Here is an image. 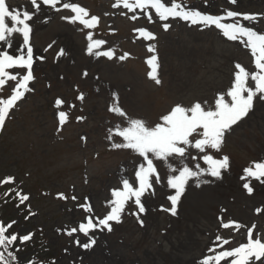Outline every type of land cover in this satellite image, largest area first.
Returning <instances> with one entry per match:
<instances>
[{
	"label": "rangeland",
	"instance_id": "rangeland-1",
	"mask_svg": "<svg viewBox=\"0 0 264 264\" xmlns=\"http://www.w3.org/2000/svg\"><path fill=\"white\" fill-rule=\"evenodd\" d=\"M6 2L13 8L27 7L32 11L28 0ZM65 2L84 7L89 12L86 19L96 16L98 24L86 28L79 22L62 20L61 16L72 15L62 9ZM114 2L61 0L60 12L42 6L29 22L33 29L30 43L35 77L29 87L34 90L18 102L0 130V180L14 178L13 184H0V222L6 225L17 221L11 232L33 233L29 242L18 245L20 264H29L30 260L34 264H53V261L55 264H199L202 258L212 254L208 250L217 235L231 241L226 248L246 242L247 228L253 223L254 237L257 233L264 235V183L249 178L247 182L254 189L249 195L242 179L246 168L264 163V100L259 97L254 99L248 115L226 134L221 151L208 150L214 158H229L228 169L222 170L223 178L204 177L213 182L200 187L190 180L178 202L177 215L159 211L161 205L170 207L167 197L174 190L167 186L164 162L154 161L161 174V184H154V195L146 193L142 197L146 207V213L141 216L143 226L128 214L134 208L129 201L121 222H110L111 232L98 229L90 232L96 239L90 249L76 244L77 239L81 244L88 242L82 233L66 234L67 230L78 228L80 222H86L89 214L78 208L86 197L94 210L92 215L103 218L110 211L107 202L113 199L112 190L122 188L121 180L125 176L130 182L134 180L140 158L130 150L112 149L107 140L110 128L117 124L126 126L124 118L109 111L116 103L113 94L130 117L142 118L154 126L176 103L187 106L196 100L212 102L217 93L227 91L235 63L254 70L249 51L238 41H227L214 26L172 21L173 27L165 32L154 10L148 12L156 22H149L139 9L135 14L140 19L132 21L121 15V11L127 10L112 7ZM186 3L214 16L232 10L264 17V0H237L235 5L229 0H206V4L205 0H186ZM242 23L264 32V23ZM136 28L151 31L157 39L138 38ZM89 33L93 40L105 41L97 51L111 49L117 57L127 52L129 58L120 61L88 55ZM16 43L19 46L20 41ZM149 44L155 45V53L148 52ZM61 49L65 52L63 56L58 55ZM152 55L158 57L159 85L148 76L151 69L146 61ZM85 70L87 77L82 75ZM9 71L26 74L23 69ZM14 86L15 82H7L0 89V98L11 95ZM79 93L84 94L83 101L76 99ZM57 99L64 101L60 108L55 106ZM59 111H65L68 117L62 127ZM77 117L84 119L77 121ZM113 140L119 142L117 137ZM190 152L197 155L195 149ZM185 163L193 170L196 163L207 168L199 158L189 157ZM11 188L30 196L25 202L27 207H16L17 201L4 195ZM58 193H64L68 199H59ZM73 195L77 197L75 201L71 199ZM257 208L261 209L259 214ZM218 217H223L225 223L235 221L243 227L239 231L224 229Z\"/></svg>",
	"mask_w": 264,
	"mask_h": 264
},
{
	"label": "snow or ice",
	"instance_id": "snow-or-ice-1",
	"mask_svg": "<svg viewBox=\"0 0 264 264\" xmlns=\"http://www.w3.org/2000/svg\"><path fill=\"white\" fill-rule=\"evenodd\" d=\"M229 3L235 5L237 0H229ZM28 4L32 11H29L27 7L13 8L6 0H0V89L9 81L15 82V86L11 88V95L7 98H0V130H3L10 112L17 107L18 102L25 98L26 93L34 90L29 87L35 79L33 75L34 51L30 43L33 29L29 22L33 21L42 6H47L56 12L61 11L58 7L61 0H28ZM112 7L117 10H127L126 12L121 11V15L132 21L140 19L135 14L139 9L147 16L149 22H156L153 15L148 12V10H154L155 17L162 22L160 27L165 32L173 27L172 21H182L192 26H214L227 41H238L249 51L254 70H247L241 63H235L233 79L227 91L217 93L212 102L196 100L187 106L176 103L166 114L159 117V122L154 126H149L142 118L130 117L118 105V96L113 94L116 103L109 108V111L124 118L126 126L121 127L117 124L114 129L110 128L107 140L111 142L112 149L130 150L140 159L134 169V180L130 182L125 176L121 180L122 188L112 190L113 199L107 202L110 211L103 218L92 215L94 210L87 203V197L85 203L78 205V208L83 209L89 215L85 217L86 222H80L78 228L73 227L67 230L66 234L73 236L74 233L79 232L88 237V242L83 244L78 239L75 241L85 250L90 249L96 243V239L89 235L90 232L97 229L111 232L113 229L110 222H121V216L125 213L129 201L132 202L134 208L128 211V214L134 216L143 226L144 221L141 216L146 213V207L142 202V197L146 193L154 195V184H161V174L154 161L164 162V167L167 169V186L174 190V194L167 197L170 207L166 208L161 205L159 211L168 212L172 216L177 215L178 202L190 180L195 181L196 187H200L213 182L204 177L222 179V170L228 169L229 158L227 156L220 159L214 158L213 155L208 154V150L220 152L226 134L248 115L253 107L254 99L259 97L260 100H264V32L253 30L242 23V21L264 23V17L232 10H227L225 15L203 14L198 9L188 7L186 0H115ZM62 9L72 13V15L61 16L62 20L69 23L79 22L86 28H93L99 22L96 16L86 19L89 17V12L77 3L65 2L62 4ZM129 13L132 15H128ZM225 20L232 22H224ZM44 22L47 23V20ZM134 32L138 33V38L144 41L157 39L154 33L145 28H136ZM87 40L89 41L87 54L90 56L106 57L108 60L116 58L120 61L129 58L130 54L127 52L117 57L115 51L111 49L97 51L105 41L93 40L91 33L87 35ZM17 41H20L19 46H17ZM51 47L52 45L49 44L48 48ZM155 51V45L149 44L148 52L155 53ZM64 54L63 49L58 53L59 56ZM36 59L43 60L44 57H36ZM157 61L158 57L152 55L146 63L151 69L148 73L149 78L159 85L161 81L157 77ZM11 69H23L26 70V74L13 73L9 71ZM82 75L87 77L88 72L85 70ZM76 99L83 101L84 94L79 93ZM63 104L64 101L61 99L55 101L57 108ZM70 107H75V105H70ZM67 119V113L59 111L58 120L61 127ZM83 119L84 117H77V121ZM114 137L119 138V142L114 141ZM81 139L86 140V137H81ZM190 149H195L197 155H192ZM189 157L192 160L201 159L207 168H202L200 163H196L195 170H193L185 163ZM244 173L242 179L246 182L243 188L251 195L254 189L247 181L252 178L264 183V163H255L253 167L246 168ZM13 183L14 178L11 176L0 180V184ZM4 195L16 200L18 208L21 205L27 207L25 202L30 199L28 194L16 188L9 189ZM57 196L62 200L68 199L64 193H58ZM71 199L75 201L77 197L73 195ZM260 212L261 209L257 208L256 213ZM25 219H28V216H25ZM218 219L224 229L235 228L239 231L243 227L235 221L225 223L223 217H218ZM16 223L17 221H11L5 225L0 222V264H20L16 255L21 250L18 245H25L32 239L33 233L21 235L11 232L10 230ZM255 229L256 225L253 223L247 228L246 242L232 248L225 247L231 243L228 238L217 235L208 250L212 254L202 258L199 264H221V261L226 264H264V235L257 233L254 237ZM29 264H34V262L30 260Z\"/></svg>",
	"mask_w": 264,
	"mask_h": 264
},
{
	"label": "trees",
	"instance_id": "trees-1",
	"mask_svg": "<svg viewBox=\"0 0 264 264\" xmlns=\"http://www.w3.org/2000/svg\"><path fill=\"white\" fill-rule=\"evenodd\" d=\"M16 255L18 256V252L16 253Z\"/></svg>",
	"mask_w": 264,
	"mask_h": 264
}]
</instances>
